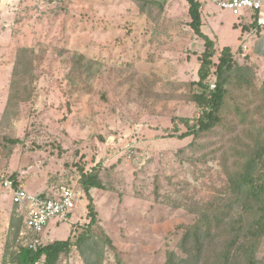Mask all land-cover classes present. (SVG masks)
<instances>
[{"label":"rangeland","instance_id":"rangeland-1","mask_svg":"<svg viewBox=\"0 0 264 264\" xmlns=\"http://www.w3.org/2000/svg\"><path fill=\"white\" fill-rule=\"evenodd\" d=\"M152 1L142 12L135 0H0V171L28 193L70 186L77 199L71 221H52L38 236L42 245L75 239L88 224L81 169L97 173L105 186L91 190L115 247L106 249L104 264H165L168 253L180 254L184 227L199 208L226 194L222 158L233 129L178 138L187 131L179 119L193 124L201 113L189 97L198 91L191 83L199 80L204 40L189 25L187 0ZM200 1L207 5L202 31L217 47L213 61L230 47L236 63L252 69L251 87L235 94L250 108L249 120L263 123L264 51L242 34L251 14ZM21 49L34 60V76L21 87L32 97L15 101L17 116L6 122ZM227 117L238 132L250 127L233 113ZM14 215L12 195L0 186V264H14V254L34 237L23 224L18 235L11 229ZM63 261L85 264L76 249Z\"/></svg>","mask_w":264,"mask_h":264},{"label":"trees","instance_id":"trees-1","mask_svg":"<svg viewBox=\"0 0 264 264\" xmlns=\"http://www.w3.org/2000/svg\"><path fill=\"white\" fill-rule=\"evenodd\" d=\"M142 12L154 5L152 0H135ZM166 2V0H164ZM189 5L190 27L204 40V51L199 56V80L192 82L189 100L195 102L201 110L200 115L191 124L189 118H180L187 131L178 138L198 137L205 133H215L218 128L233 129V145L223 152L222 167L227 179V191L224 197L201 206L195 222L184 227L180 241V254L170 252L165 264H264L261 250L264 244V122L249 120L251 111L248 106L239 102L235 90L252 85V69L248 65L236 63L233 50L224 47L220 51L218 62L213 58L217 54L215 42L202 31L203 4L200 0H187ZM258 14H252V21ZM249 26L256 27L252 22ZM245 26L243 27V30ZM28 49H21L13 70L11 94L2 121L9 122L16 117L12 110L15 101H29L32 92L25 96L22 86L26 77L33 78L34 60ZM216 67L215 73L212 67ZM215 77V90L210 89L211 78ZM23 90H28L25 87ZM263 106L257 107L259 112ZM243 126L229 127L227 115L232 114ZM221 126V127H219ZM174 130H178V127ZM13 144L21 140H13ZM81 185L88 199L89 222L83 225L75 239L56 241L40 245L36 249L21 246L12 257L14 264H69L63 261L76 249L85 264H104L107 248L115 249L113 240L100 225L98 213L91 195L92 189H104L99 175L81 169ZM14 177V175H13ZM46 195V194H42ZM23 224L22 218L15 215L11 219V229L17 235ZM78 230V227L74 229ZM74 231V233H75Z\"/></svg>","mask_w":264,"mask_h":264},{"label":"built area","instance_id":"built-area-1","mask_svg":"<svg viewBox=\"0 0 264 264\" xmlns=\"http://www.w3.org/2000/svg\"><path fill=\"white\" fill-rule=\"evenodd\" d=\"M221 9L232 11L236 16L251 14V23L255 22V30L252 35L263 34L264 37V0H205ZM257 13L258 18L252 21V14ZM250 34V35H251ZM250 35L246 37L249 40ZM248 49L247 45L243 46ZM264 51V44H263ZM216 82L210 83V89L215 90ZM0 186L12 195V202L16 207L17 216L23 219V229L33 234V238L27 244L31 249L42 245L38 238L47 225L52 221L69 222L76 208L75 190L70 186L61 187L57 194L36 195L28 193L13 175L6 171H0ZM22 234H24L22 232ZM26 235V232L25 234Z\"/></svg>","mask_w":264,"mask_h":264},{"label":"crops","instance_id":"crops-1","mask_svg":"<svg viewBox=\"0 0 264 264\" xmlns=\"http://www.w3.org/2000/svg\"><path fill=\"white\" fill-rule=\"evenodd\" d=\"M206 7H207V5H205V6L203 5V8H202V18H203L204 10L206 9ZM250 24H251V22L245 23L243 25V27L245 26V29L244 30L242 29V34L249 33L248 35H250L251 32L255 30V27L249 26ZM260 35H261V37H263V34L260 33ZM250 39L251 40H254V41H252V44H249V45H252V48H255V49H258V50H260V49L263 50V45H262V43H259L260 41L258 40L259 38H257V34L256 35L255 34L254 35L251 34L249 40ZM263 39H264V37H263ZM249 48H251V47H249ZM252 48H251V50H252ZM232 50H234V49H232ZM22 186L24 187V185H22Z\"/></svg>","mask_w":264,"mask_h":264}]
</instances>
